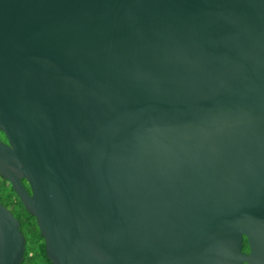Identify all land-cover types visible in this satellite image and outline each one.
Instances as JSON below:
<instances>
[{
    "label": "water",
    "instance_id": "95a60500",
    "mask_svg": "<svg viewBox=\"0 0 264 264\" xmlns=\"http://www.w3.org/2000/svg\"><path fill=\"white\" fill-rule=\"evenodd\" d=\"M0 131L53 264H264V0H0Z\"/></svg>",
    "mask_w": 264,
    "mask_h": 264
},
{
    "label": "trees",
    "instance_id": "16d2710c",
    "mask_svg": "<svg viewBox=\"0 0 264 264\" xmlns=\"http://www.w3.org/2000/svg\"><path fill=\"white\" fill-rule=\"evenodd\" d=\"M0 138L5 139L0 131ZM0 201L8 207L21 222V230L24 233L27 245L25 259L22 264H53L46 252L45 240L41 235L37 219L24 206L12 184L0 176ZM31 191L27 181H24ZM244 252L250 251L248 239L244 238Z\"/></svg>",
    "mask_w": 264,
    "mask_h": 264
},
{
    "label": "flooded vegetation",
    "instance_id": "af4514ba",
    "mask_svg": "<svg viewBox=\"0 0 264 264\" xmlns=\"http://www.w3.org/2000/svg\"><path fill=\"white\" fill-rule=\"evenodd\" d=\"M2 140H4L5 142H7V139L5 138V139H2Z\"/></svg>",
    "mask_w": 264,
    "mask_h": 264
},
{
    "label": "rangeland",
    "instance_id": "374dc122",
    "mask_svg": "<svg viewBox=\"0 0 264 264\" xmlns=\"http://www.w3.org/2000/svg\"><path fill=\"white\" fill-rule=\"evenodd\" d=\"M1 181V180H0Z\"/></svg>",
    "mask_w": 264,
    "mask_h": 264
}]
</instances>
